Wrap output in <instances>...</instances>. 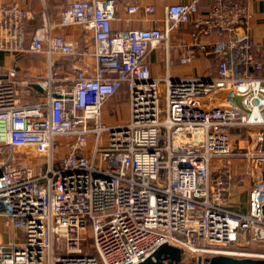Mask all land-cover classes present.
Instances as JSON below:
<instances>
[{"label":"built area","instance_id":"built-area-1","mask_svg":"<svg viewBox=\"0 0 264 264\" xmlns=\"http://www.w3.org/2000/svg\"><path fill=\"white\" fill-rule=\"evenodd\" d=\"M201 2L167 5L163 27L119 30L116 0H65L31 37V10L0 5V50L46 66L0 68V264H137L164 244L182 249L180 264L264 258V62L247 31L234 33L249 28L247 0H210L205 13ZM183 23L220 37L215 65L175 76L165 52L154 75L152 49ZM73 25L91 45L56 32ZM88 56L93 67L63 73L61 60ZM118 95L128 115L105 121Z\"/></svg>","mask_w":264,"mask_h":264},{"label":"crops","instance_id":"crops-1","mask_svg":"<svg viewBox=\"0 0 264 264\" xmlns=\"http://www.w3.org/2000/svg\"><path fill=\"white\" fill-rule=\"evenodd\" d=\"M184 1L187 0H116V17L112 21V26L119 30L129 27H153L155 25L163 27L167 5ZM9 2H16L31 10L32 17L28 21L27 27L28 36L31 37L35 29L43 23L42 13L46 10L50 18L56 21L65 0H0V5ZM131 3L138 4L142 8L141 11L137 14H128L126 7ZM247 4L251 13L249 28L246 30L241 26L234 33L243 34L247 31L256 42L261 59L264 62V0H247ZM209 5L210 0H202V13L207 12ZM146 6H154L155 11L147 13L144 11ZM197 31L198 28L194 24H180L171 32L169 46L160 45L152 49L149 61L151 62L154 75L161 76L165 70V52H168L171 62L170 71L175 76H190L211 70L215 65V56L220 52L222 41H220L218 35L206 33H199V36L194 38L193 33ZM56 32L62 33L70 40H79L85 45L92 44L91 33L82 29L79 25L59 27ZM189 51L194 52L193 61L188 64H180V55ZM5 55H9L10 58L8 65L3 62ZM57 58L59 59V57ZM39 63L42 64L43 68L46 67L44 57L41 55L26 54L21 56L20 54H12L0 50V68L17 67L32 70L35 67L39 68ZM71 63L93 67L94 59L91 56L73 61L63 59L61 60V68L64 74L69 73Z\"/></svg>","mask_w":264,"mask_h":264},{"label":"water","instance_id":"water-1","mask_svg":"<svg viewBox=\"0 0 264 264\" xmlns=\"http://www.w3.org/2000/svg\"><path fill=\"white\" fill-rule=\"evenodd\" d=\"M35 87L39 88L37 85ZM235 103L244 108L241 103V96L234 95ZM170 260V264H180L182 260V249L171 244L162 245L153 255L137 264H165L164 261ZM201 263V259H199ZM211 264H264V258L235 257L227 255H215L206 259Z\"/></svg>","mask_w":264,"mask_h":264},{"label":"rangeland","instance_id":"rangeland-1","mask_svg":"<svg viewBox=\"0 0 264 264\" xmlns=\"http://www.w3.org/2000/svg\"><path fill=\"white\" fill-rule=\"evenodd\" d=\"M3 62L5 64H9L10 62V58L9 55H5L3 58ZM39 68H33L32 72L34 73H44L45 72V68H43L42 64L39 63L38 64ZM206 73V72H205ZM197 74H204V73H197ZM117 100H118V104L116 105V100H114L112 102L111 105H109L108 107L111 109L112 113H105V118L104 120H108L109 122H117L120 119H124L127 115H128V110H129V106H128V101L122 96V95H118L117 96ZM162 106V104L160 103V107ZM234 163L237 165L238 169H240L242 171V169L239 167L240 166V162L239 164L237 162L234 161ZM243 202L245 201V194L242 193L241 196H239ZM256 252L259 254H264V246H260L256 248ZM188 256H187V262H189L191 260V258H196L198 257L200 254L199 253H190L187 252ZM202 257H205V255H203ZM206 257H212V256H206ZM204 264H211V263H206L204 262Z\"/></svg>","mask_w":264,"mask_h":264},{"label":"flooded vegetation","instance_id":"flooded-vegetation-1","mask_svg":"<svg viewBox=\"0 0 264 264\" xmlns=\"http://www.w3.org/2000/svg\"><path fill=\"white\" fill-rule=\"evenodd\" d=\"M170 262H171L170 260L164 261L165 264H170Z\"/></svg>","mask_w":264,"mask_h":264},{"label":"trees","instance_id":"trees-1","mask_svg":"<svg viewBox=\"0 0 264 264\" xmlns=\"http://www.w3.org/2000/svg\"><path fill=\"white\" fill-rule=\"evenodd\" d=\"M255 248H257V247H255Z\"/></svg>","mask_w":264,"mask_h":264}]
</instances>
